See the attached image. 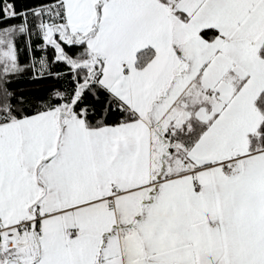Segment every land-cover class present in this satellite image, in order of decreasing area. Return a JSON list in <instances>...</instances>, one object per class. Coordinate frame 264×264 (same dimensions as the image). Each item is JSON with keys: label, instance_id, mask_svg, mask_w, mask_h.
I'll use <instances>...</instances> for the list:
<instances>
[{"label": "snow or ice", "instance_id": "obj_1", "mask_svg": "<svg viewBox=\"0 0 264 264\" xmlns=\"http://www.w3.org/2000/svg\"><path fill=\"white\" fill-rule=\"evenodd\" d=\"M0 264H264V0H0Z\"/></svg>", "mask_w": 264, "mask_h": 264}, {"label": "trees", "instance_id": "obj_2", "mask_svg": "<svg viewBox=\"0 0 264 264\" xmlns=\"http://www.w3.org/2000/svg\"><path fill=\"white\" fill-rule=\"evenodd\" d=\"M25 2L31 3V0H25ZM18 45H19V47L21 49V51L19 53L20 61H21V63H25L26 59H27V51H26L25 43L23 41H21V40H18ZM23 81H24V78H21V83H19L17 86L26 87L27 85Z\"/></svg>", "mask_w": 264, "mask_h": 264}]
</instances>
